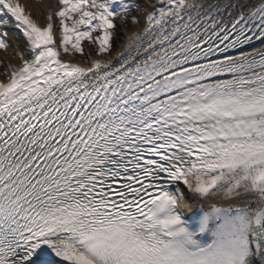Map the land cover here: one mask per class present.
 Returning a JSON list of instances; mask_svg holds the SVG:
<instances>
[{"label": "snow or ice", "instance_id": "6c2138e0", "mask_svg": "<svg viewBox=\"0 0 264 264\" xmlns=\"http://www.w3.org/2000/svg\"><path fill=\"white\" fill-rule=\"evenodd\" d=\"M59 3L0 0V264H264V0Z\"/></svg>", "mask_w": 264, "mask_h": 264}, {"label": "bare ground", "instance_id": "6f19581e", "mask_svg": "<svg viewBox=\"0 0 264 264\" xmlns=\"http://www.w3.org/2000/svg\"><path fill=\"white\" fill-rule=\"evenodd\" d=\"M21 3L25 4L28 10L31 9L36 14H38L39 18L42 19V22L38 21L37 19L36 20L42 25H45L47 23V15L49 14V12L52 13L53 10L56 9L60 4L59 0H22ZM150 4L158 5V0H150ZM54 16L55 15H53V17ZM53 22H54V31H55L56 20ZM143 27H144V23L142 22V24H138L134 26L133 29L127 30L125 32V38L123 42L119 45L117 51H115L113 54H105L102 58L111 59L113 63H117V61H119L120 53L124 51L125 44L127 41V36L131 33L132 30H139L142 29ZM6 29L8 31V36L6 37V39L12 43V46L9 48L8 54L5 55L2 52H0V57L4 58L8 68L10 69V66H18L21 64V61L15 59V57L18 56L19 52L24 51L25 58L29 56V53L27 54V52L25 51V45H26L25 38L16 30L15 26L8 25L6 26ZM96 56L97 54L89 53V58L86 62H83L80 59L70 60L69 58L63 55H62V59L70 60L71 62L74 63H80L85 67H90L91 66L89 62L90 58H96ZM0 80H3L1 76H0Z\"/></svg>", "mask_w": 264, "mask_h": 264}, {"label": "rangeland", "instance_id": "374dc122", "mask_svg": "<svg viewBox=\"0 0 264 264\" xmlns=\"http://www.w3.org/2000/svg\"><path fill=\"white\" fill-rule=\"evenodd\" d=\"M22 1V0H21ZM140 2L142 3V6H143V0H140ZM147 2H148V4L150 3V0H147ZM60 7V6H59ZM28 11H30L31 13H32V16L35 18V19H37L38 21H40V22H42V19L41 18H39V16H38V14H36L34 11H32L31 9H29ZM133 15H135V14H133ZM141 17L143 16V14H139ZM56 17V16H55ZM56 21H57V33H59V31H60V28H59V18L58 17H56ZM119 21V19H117L116 20V24H117V22ZM131 23V26L130 27H124L123 26V28L121 27V29H118V31H120V33H121V37H120V39H118V43H117V45L116 44H114V46H112V48L110 49V51L108 52V53H106V54H113L115 51H117V49H118V47H119V45L123 42V40H124V38H125V31L126 30H129V29H133V27L136 25V24H133L132 23V20L130 21ZM142 22H143V19H141V23L140 24H142ZM116 29H117V27H116ZM95 34L96 33H93V35L95 36ZM97 34H99V33H97ZM12 46V43L9 41V44H8V48L7 49H0V52H2L3 54H8L9 53V48ZM116 46V47H115ZM83 47L85 48V50H86V52L84 53V54H80V53H73V54H71V55H69V54H64L63 53V56H65V57H67V58H69L70 60H76V59H80L81 61H83V62H86L87 60H88V58H89V53H92V52H96L97 53V45L96 44H94V43H92L91 41H88V40H85V41H83ZM28 54V53H27ZM15 59L16 60H18V61H21L20 60V58H19V56H16L15 57ZM5 71L6 72V74L8 73V71H9V68H8V66H7V64H6V62H5V60H4V58L3 57H0V71ZM6 78V77H5Z\"/></svg>", "mask_w": 264, "mask_h": 264}, {"label": "trees", "instance_id": "16d2710c", "mask_svg": "<svg viewBox=\"0 0 264 264\" xmlns=\"http://www.w3.org/2000/svg\"><path fill=\"white\" fill-rule=\"evenodd\" d=\"M129 19V18H128ZM124 23H128V22H125V21H123ZM119 33V32H118Z\"/></svg>", "mask_w": 264, "mask_h": 264}]
</instances>
